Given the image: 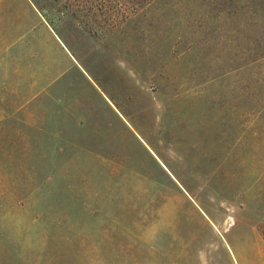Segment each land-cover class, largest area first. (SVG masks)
<instances>
[{
  "label": "rangeland",
  "instance_id": "1",
  "mask_svg": "<svg viewBox=\"0 0 264 264\" xmlns=\"http://www.w3.org/2000/svg\"><path fill=\"white\" fill-rule=\"evenodd\" d=\"M107 1L0 0V264H264V0Z\"/></svg>",
  "mask_w": 264,
  "mask_h": 264
},
{
  "label": "trees",
  "instance_id": "2",
  "mask_svg": "<svg viewBox=\"0 0 264 264\" xmlns=\"http://www.w3.org/2000/svg\"><path fill=\"white\" fill-rule=\"evenodd\" d=\"M86 1H88L89 3H90V1H92L93 3H95L96 2V4L94 5V7L95 8H97L98 7V9H100V10H103V9H105V8H107L108 6V4H106V3H108V1L107 0H86ZM142 1V3H144V4H146V3H148L150 0H141ZM91 2V3H92Z\"/></svg>",
  "mask_w": 264,
  "mask_h": 264
}]
</instances>
